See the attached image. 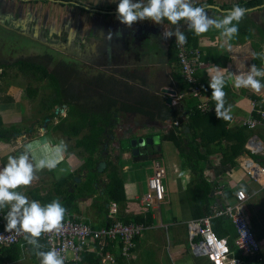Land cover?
<instances>
[{"label": "rangeland", "instance_id": "374dc122", "mask_svg": "<svg viewBox=\"0 0 264 264\" xmlns=\"http://www.w3.org/2000/svg\"><path fill=\"white\" fill-rule=\"evenodd\" d=\"M61 1L66 0L0 1V8L4 5L3 3H5L4 6L6 8L2 17L6 19L10 29L14 30L0 29V62L10 63L18 59H27L28 61L30 60L31 62L33 61L44 65L49 71H53L54 68L56 69L57 67L60 69V67H66V64H70L77 68L76 76L71 77L70 75L71 78H69V82L74 91L81 97L79 104L86 107L88 103L93 102L94 97H96V101L99 104L101 93L99 95L97 94V92H99L98 89H100L99 87L96 91L94 89L95 86L97 87V80H95V78L99 76L102 71H108L109 73L114 70L111 68V60L115 58V55H112V52L104 53V47H107L108 51H111L113 46L109 44V42H111L110 40L105 39L106 36L103 35L104 31L96 26L95 23L116 22L117 24L111 28V30H115V26L120 23L116 19L117 14L114 13L107 17L102 11H116L119 0ZM80 5L83 7L86 6L88 9H82ZM2 17L1 19L4 21L5 19ZM78 40L81 41V43H79ZM102 52L103 56L101 55ZM100 56V61H95V59ZM6 70V73L2 74L0 72V86L2 88L5 89L9 87V85L16 83L23 90H26L28 86H33L38 89L37 97L33 99L27 98V95L24 97V99L27 100L24 103L25 125H29L31 121L38 123L40 128L43 125H47L44 133H47L49 141L55 142L56 144L64 141L67 145L64 158L57 165L56 169L52 172L42 171L38 173L37 179L33 181L35 182L34 185L31 184V186L19 191L26 195L30 201L33 199V193H31L34 189L33 186L38 189L41 194L51 193L53 195L56 193L55 191L57 188H59L61 192H66L67 186L59 180V178L65 175L67 178H71L68 187L71 188L81 185L86 178V173L82 170L84 166L82 163H85V161H82L84 157L80 154V151L84 152V149L77 145V138L66 135L65 127H63L62 130L54 131V127L59 120H64V122H66V107L62 108L60 110L61 112L58 111V113H53L56 109L47 110L43 107V102L48 100L53 92L49 80L43 79L38 73L35 75L30 73L24 76L17 68ZM86 88L90 89V95L85 100L83 98V93L86 92ZM45 103L49 106L48 102L45 101ZM27 104L28 106H26ZM13 109L14 108L11 109V112ZM16 109L17 114L18 111L21 112L20 109L23 108L20 106V108L17 107ZM9 116L10 115L5 116V123ZM140 116L141 115L136 116L138 118L137 120L144 122L146 118L144 119ZM121 121L122 120L119 119V123ZM121 123H123V121ZM119 125L114 127V131H117L120 127ZM23 132L25 136L28 135V129H24ZM85 133V131L82 132L78 138H82ZM40 134L41 133H38V135ZM52 145L55 144L53 143ZM51 149L50 145L47 148L43 145L34 151V156L40 159L43 156L51 155ZM160 149V144L155 145L152 149L145 152L142 160L139 158L133 159L134 163L139 165V168L136 170V174L138 173L137 177L139 178L138 183L141 182L138 186L139 188L140 186H144V180L149 179L153 174L152 167L154 162L162 159H156L158 155H162ZM215 149L216 147L212 150L214 155L217 153ZM107 151L110 162L120 163L123 168L125 158L123 157V149L121 146L116 144L115 141H112L111 144H108ZM138 156L139 155H136L135 157ZM256 156L261 158L262 162L264 161L263 155L259 154ZM221 157L222 155L216 157L218 160L216 158V160H211V158H209L210 160L208 161L209 169H213L211 173H215V179L225 176L228 177V179H235L238 176H242L244 173L242 168L241 170L239 169V175H236L233 173V168L230 165L228 167H221L223 166L219 161ZM167 161L163 159L160 162L167 169L165 178L167 188L166 201L159 207L153 205L152 207H145L147 210L142 211L143 213L150 212L152 214L153 223L149 227L146 226V229L139 239H142L145 243L146 249L155 248L156 252H148L147 250L137 253V250L140 248L139 243H137V249L135 248L131 257L127 258L124 262L125 264H153L151 258L156 253L159 261L161 260V264H210L206 257L195 258L191 253V243L188 236L187 225L188 222L193 219L192 206L195 203V199L191 198L188 194L189 187L185 186V177L183 176L179 181L176 175L174 176L172 167L167 166ZM237 162L239 164L238 166L241 167V160ZM106 168L97 176L99 182H107ZM206 172L208 173V170L204 171V173ZM77 178L80 179L79 182H77ZM225 187L226 191L232 195L234 190L238 188L232 187L229 183H226ZM244 188L249 195L247 205L252 217L256 219L255 223L258 225V228L256 227L255 230L261 240L264 255V188L256 182L252 184L251 188L250 185L244 186ZM130 191L131 188L128 187L127 193L130 194ZM93 202L94 198H78L77 204L80 210L79 213L74 215L82 220H87L93 227L97 228L103 222V215L99 213L98 209L94 208ZM112 207L113 205L110 206L109 212H111ZM122 210L123 208L117 206V213L113 215L112 218L114 220H119L118 216L120 215H137L134 212L135 209L132 207L130 210L131 214L125 211L122 212ZM260 235H262V239ZM115 255L117 257L119 256V254ZM18 264H36V262L26 255L25 259Z\"/></svg>", "mask_w": 264, "mask_h": 264}, {"label": "crops", "instance_id": "0c3cea01", "mask_svg": "<svg viewBox=\"0 0 264 264\" xmlns=\"http://www.w3.org/2000/svg\"><path fill=\"white\" fill-rule=\"evenodd\" d=\"M241 1L246 0H192V3L193 6H196L198 4L205 5L204 7H206V11L210 17L214 19H222L224 14L227 11L231 10L229 8L232 5ZM3 4L5 5V3ZM4 5H2V7L0 8L1 17L6 10ZM84 7V9H88L86 6ZM252 10L253 11H250L248 13L251 23L242 20L241 24L243 25V27L248 26L251 29L254 38L246 39V32L241 30L238 33V36L231 41L232 48L230 51L226 50V44H224L225 38H222L220 36L221 30L212 28L208 33L199 36V48L202 51L203 57L209 58L204 61L205 65L199 70V77L204 91V100L208 102L211 111H213V107L215 108V104L211 100L212 90L209 87V72L212 71V74H214V66L225 70V72L223 73L226 79V86L224 91L227 94L225 97V106L227 107L228 105H231L230 115L232 117L230 121H226V128L228 130H236L243 127V121L249 120L254 115L255 106L256 109H262L258 106L260 104H264V89H262L260 93H254L251 89H238L233 86L235 77L241 74L246 75L250 71V67L253 65L252 60L254 58L253 53H255V50L252 43H261L259 42L260 37L258 28H264V7L253 8ZM102 12L107 17L111 14L116 13V11ZM1 17L0 29L11 30L9 24H7L6 22V19L2 17L5 19L4 21H2ZM95 24L104 31L103 35L106 36V40H109L107 38L109 32L112 33V38L110 41L113 43L109 42V44L113 46L111 48V52L112 55H115V58H118V61L112 63L111 68H118V71L123 73L122 75H120L123 83H125V85L128 86L129 89H133L132 93L129 95V98L126 96L127 98H125L124 101L128 102L129 106H131L132 104L131 109H136L137 111L145 113H135L132 116H127L126 118L121 119L123 123H121L122 121L120 123L118 121V125L120 124V129L118 128L117 131L113 130L114 135L110 140V144L112 141H115L116 144L124 147L123 157L125 158V164H123L122 168V177L125 183V192L128 199V204L125 212L131 214L130 210L132 207L133 209H135V214L138 215L142 213V211L147 210L142 204V198L143 195L147 192L148 179L144 180V186H140V188L138 187L141 183H138V173L136 174V170L139 168V165L135 164L133 159L139 158L140 160H142L144 158L145 151L141 148V153L138 157H135L136 155L133 154V150L130 147L127 148V144H130L133 139L148 138L156 135L160 136V151L162 155H158L157 157L162 159L159 160V162H161L163 159H165L166 161L168 160L167 166L172 167L174 176L176 175L179 181L184 176L185 186H188L190 183L191 171L183 170L181 168V159L176 148L171 142L164 140L165 134L169 132V130L172 129L173 124L175 125V122L178 121H174L171 117H168V115H166V113L164 112V109H162L163 103L167 104V98L169 97L163 92L165 89H171L177 92V96L173 97V104L171 107L178 108L182 103L180 102L181 99H178V96L182 94L180 93L182 88V81L179 79L181 71L177 63L176 54L171 46L172 39L176 36L172 35L171 37L165 39L163 37V33L165 31L175 32L177 28H179V30L183 33L184 31L189 29L186 22H181L179 25L173 26L165 22L157 25L151 21L146 20L133 24L131 28H128L127 26L119 23L117 26H115V30H111V28L117 24L116 22H96ZM117 33H119L120 35L117 36ZM34 41L36 42L35 39ZM121 46H124V49H122ZM101 55L103 56V52L101 53ZM98 58H101V56ZM0 63L5 65L3 68H0V72L2 74L6 73V69H15L9 67L12 62L6 63L1 61ZM262 64L264 69V60ZM19 72L24 76H27L21 71ZM262 83H264V79H262ZM28 88L36 87L28 86L26 90H23L16 83L13 85H9V87H6L5 89L0 86V131H4L5 133L4 135L0 134V167L7 163V158L9 156H18L19 154H21L23 152L24 146L27 144H31L32 146L30 159L34 156V151L39 147L45 145L46 143H48L51 148L56 145L55 142L49 141L47 133H44L46 125H43L40 128L38 123L34 121H31L29 125H25L24 123V103L27 101L24 99V97L25 95H27V98H30L27 93ZM254 97H257L258 100H255ZM20 106L23 109H20L21 112L18 111V113L16 114V108H20ZM26 106H28V104ZM12 108H14L12 110L14 114L11 112ZM6 115L10 116L9 118H7V122L5 123L4 119H6ZM137 115H141L140 117H143L144 119L146 118L144 122H142L141 120L138 121V118L136 117ZM181 117L185 118L184 115H182ZM24 129H28L27 136L24 135ZM248 131H251V135L246 144L247 150H249V146L253 145L251 143L258 142V144L263 147L262 152L259 154L264 156V129L262 127H259L254 130L248 129ZM38 133L41 134L38 135ZM53 143L55 145H52ZM105 150V158L107 161H102H105L107 164V162L110 163V160L107 156V148ZM80 152L82 157H84V159L82 158V161H86L90 157V155L85 151ZM216 152L217 156L213 154L209 157L211 158V160H218V158L216 157L222 155L221 152ZM99 155L100 152L95 154L94 157L97 158ZM241 157L242 156L237 159V161L241 160V167L238 166L233 168V173L236 175H239V171L241 170V168L243 169L242 164L244 160L246 158H252L248 155H244L242 158ZM35 159L38 160L36 157ZM113 163L121 165L120 163ZM209 168L210 167L208 163V168L206 169L208 170V173L206 172L205 175L209 178V181H217L220 186H226V183H229L232 187L244 188V186L246 187L250 185L251 188L252 184L254 183V181L247 177L245 171L242 176H238L235 179H228V177L226 176L215 179V173H211L213 172V169ZM152 169L154 170V164ZM42 171L49 170L45 169ZM62 179H66V175L62 178H59V180ZM34 184L35 182L32 183V185ZM128 187L131 188L130 194L127 193ZM33 188L34 189L31 191V193H33L32 200H34V197H45L50 194H41L40 191L34 186ZM21 189L23 190L24 188L22 187L19 190ZM8 210L9 209L6 208L1 212L3 222L5 223L6 220L4 219V217L6 216ZM137 243H139L140 245L137 253L147 250L148 252H156L155 248L146 249L147 247L142 239H139ZM137 243L135 244L134 250L138 247ZM27 255L31 257L30 254ZM157 257L158 255H156V253L152 256L151 259L153 260V264H161V260L159 261V258ZM23 260L7 264H18Z\"/></svg>", "mask_w": 264, "mask_h": 264}, {"label": "trees", "instance_id": "16d2710c", "mask_svg": "<svg viewBox=\"0 0 264 264\" xmlns=\"http://www.w3.org/2000/svg\"><path fill=\"white\" fill-rule=\"evenodd\" d=\"M211 2V1H208ZM234 5H239L248 9H253L264 5V0H246L236 3ZM232 5L229 9H231ZM196 6H205L198 4ZM225 9V8H222ZM245 21L250 22L248 14L244 17ZM167 23V21H164ZM251 23V22H250ZM239 32L245 31L247 38H254L251 29L248 26L243 27L239 24ZM259 30V42H253V48L255 53L264 52V28H258ZM187 36V44L190 48L199 49V37L194 36L191 31L186 30L183 32ZM202 52V51H201ZM208 58V57H207ZM207 58L202 57L203 61ZM177 63L178 58L176 56ZM209 59V58H208ZM264 59L253 58L252 64H255L257 68L263 69ZM5 65L0 63V68ZM10 68H17L19 71L25 75L32 73V75L40 74L43 79H47L50 82L53 93L48 100L49 106L43 102L44 109H56L57 107H62V105H67L69 107L68 117H66V122L60 120V122L54 127V131L62 130L63 127L66 128V135L77 138V145L82 147L90 157L83 163V171H86L87 175L85 180L81 185L77 187H68L71 178L60 180L67 186L66 192H61L59 188L56 189V193L53 195L50 193L45 197H34L41 203L42 206L52 202L54 199H59L63 206L67 209V215H69L74 220H82L77 218L74 214L79 213V206L77 204V199L82 198H94V208L98 209L99 213L103 215V222L97 227H109L115 221H121L126 224L128 223H140L146 226H151L153 223L152 214L150 212L140 213L138 215H120L119 220H114L110 216L109 208L112 204H116L120 208H123L122 212L126 210L128 199L125 192V183L122 177V167L121 165L114 164L113 162H107L106 177L107 182L101 183L97 180V165L100 161L106 160L105 156L101 154L95 158L94 155L104 149L106 143L109 144L111 136L114 135V123L115 114L123 115L128 111L134 113H144L137 111L136 109H131V106L124 103H120L119 100L112 98L106 93L100 95V102L93 108L84 107L78 105L76 97L70 95L66 92L63 84L60 82L59 78L51 75L48 70L35 64L34 62L18 59L9 65ZM200 74L198 73V78L200 80ZM179 79L182 81V88L180 93H186L188 90V85L184 82L183 75L180 72ZM201 82V81H200ZM202 86V84H201ZM27 93L30 98H35L38 95V89L28 88ZM202 93L203 87H202ZM258 100L257 97H254ZM182 102L178 108H173L166 103H163L164 112L168 117H171L174 121H178L179 125H174L169 132L164 136V140L171 142L176 148L180 159L181 168L183 170L191 171V179L188 185V194L191 198L195 199V203L192 206V218L200 219L207 217L211 214V209L213 206L223 207L225 200L229 202L235 201L236 191L240 188L238 187L234 190L233 195L229 194L228 191L224 192V195H217V189L219 188V183L217 181H209L204 171L207 168L209 157L213 154L212 150L221 152V165L231 166L232 168L238 167L237 159L240 156L249 155L256 159L258 162L261 158L253 155L246 148L248 139L250 138L251 131H248L246 127H241L239 129L228 130L226 128V121L223 119L219 120L215 114V108L210 113L201 112L197 109V100L191 97H184L181 99ZM257 102V101H256ZM264 110V104L258 106ZM55 113V112H53ZM145 114V113H144ZM151 114V113H150ZM184 115L185 118L181 116ZM75 119V121H74ZM65 123V124H64ZM189 132H186V129ZM86 132L82 138H78L82 132ZM64 133V132H63ZM0 134L4 135V131H0ZM130 144L127 145V148ZM154 146H145L142 149L146 152L152 149ZM124 149L123 146H121ZM126 149V148H125ZM158 159V157L156 158ZM262 162V161H261ZM260 162V163H261ZM264 165V161L261 163ZM74 179V178H73ZM248 203V201H247ZM246 203V208L249 213V217L256 233L255 228L258 225L255 223V218L249 210ZM3 211V210H2ZM0 211V229L6 226L3 222V217ZM3 222V223H2ZM84 222L90 224L87 220ZM212 229L220 237H228L231 250L233 252V257H237L240 260V264H262L258 261V256L254 257H244L235 247L234 241L237 237V232L235 226L231 220L225 217H214L211 220ZM254 224V225H253ZM257 238L259 239L257 233ZM262 239V235H260ZM139 237L134 240L135 244L138 242ZM260 240V239H259ZM261 241V240H260ZM198 242V240H196ZM39 244L41 251H47L45 249V241L42 236L39 238ZM98 248V245H95ZM134 250V249H133ZM36 249H33L31 245H28L24 240L17 245H12L9 247H4L0 249V264L14 263L23 260L27 254H30L36 264H39L38 258L35 256ZM105 253L112 252L114 254H119L117 264H125L126 257L120 255L121 245L118 243H110L106 246ZM264 257V256H263ZM79 264H102V258L94 251H85L82 253V260Z\"/></svg>", "mask_w": 264, "mask_h": 264}, {"label": "clouds", "instance_id": "9594fccd", "mask_svg": "<svg viewBox=\"0 0 264 264\" xmlns=\"http://www.w3.org/2000/svg\"><path fill=\"white\" fill-rule=\"evenodd\" d=\"M210 7V6H207ZM252 9L234 5L227 11L222 19L210 17L204 6H193L192 0H119L116 9V19L123 25L131 28L133 24L142 21H151L154 24H161L167 21L169 25H179L186 22L189 31L194 36H202L215 28L220 31V36L225 38L226 50L232 48L231 41L238 36L239 24ZM117 36L120 34L117 33ZM176 36L178 46L187 43V36L179 28L173 31H165V39ZM109 40L112 33L109 32ZM254 58L264 59V52L253 53ZM209 72V87L212 90L211 100L215 104L217 119L230 121L232 119L231 105H226V79L223 73L225 70L213 67ZM264 69H259L255 64L245 75H237L234 79L235 88L251 89L254 93H260L264 89ZM46 143L44 147H48ZM67 145L64 141L56 144L51 149V155L43 156L36 160L33 156L30 159L32 146L27 144L21 154L9 156L7 163L0 167V211L9 209L4 219L6 220L5 232L22 236L23 240L36 249L35 256L39 264H65V258L56 249L47 251L39 250V238L42 234H59L63 228V222L67 209L59 199L42 206L37 200L30 201L19 189L31 186L37 179V173L42 170L52 171L64 158ZM245 189L242 187L237 195H241ZM5 239L0 236V240Z\"/></svg>", "mask_w": 264, "mask_h": 264}, {"label": "built area", "instance_id": "2783aa9c", "mask_svg": "<svg viewBox=\"0 0 264 264\" xmlns=\"http://www.w3.org/2000/svg\"><path fill=\"white\" fill-rule=\"evenodd\" d=\"M174 47L181 74L184 82L188 85L187 92L180 95L178 99L194 98L197 100V109L204 113L211 112L208 102L204 100L201 82L198 78L199 70L205 65L201 50L190 48L187 43L178 46L176 37ZM175 125L178 126L179 122H175ZM242 125L250 130L259 127L264 129V110L256 109L255 106L254 115L249 120L243 121ZM251 144L249 150L252 153L262 152L263 147L258 142ZM242 167L247 177L264 188L263 164L253 158H246ZM166 174V168L159 161L154 162L153 174L147 181V192L142 198L143 206L156 205L159 207L166 201ZM241 188L236 191L234 202L225 200L223 207L213 206L209 216L192 219L188 222L190 250L193 256L206 257L210 264H240V260L233 257L229 238L218 236L212 229V218L225 217L231 220L235 226L237 237L234 244L241 255L244 257L258 256V261L264 263L261 241L256 236L246 208L249 195L246 190L241 195H237ZM225 191V186H220L216 194L223 196ZM116 213L117 205L113 204L110 216L112 217ZM145 229L144 224H126L121 221H115L109 227L96 228L84 220H74L67 215L59 234H42V238L46 244L45 249H56L64 256L65 264H79L82 260V253L85 251L96 252L102 258V264H117L118 257L114 253L104 252L106 246L110 243H118L121 245L120 255L130 258L135 247L134 240L141 237ZM0 236L5 237L0 240V249L20 244L23 241L22 236L5 232V227L0 229ZM95 245H98V248Z\"/></svg>", "mask_w": 264, "mask_h": 264}, {"label": "flooded vegetation", "instance_id": "af4514ba", "mask_svg": "<svg viewBox=\"0 0 264 264\" xmlns=\"http://www.w3.org/2000/svg\"><path fill=\"white\" fill-rule=\"evenodd\" d=\"M70 0H66V1H61V2H69ZM82 9H84L85 7H83L82 5H80ZM95 10V9H94ZM174 39L175 37L172 39V42H171V46L176 54V50H175V47H174ZM83 41V40H82ZM79 43H81V41L78 40ZM121 45V44H120ZM122 49H124V46H121ZM24 60H27V59H24ZM30 61V60H29ZM95 61H100L99 58H96ZM111 64L114 63V62H117L118 61V58H114L113 60H111ZM33 62V61H32ZM35 64H38L40 66H43L45 67L44 65H41L40 63H36L34 62ZM69 64V63H68ZM47 69V68H46ZM114 70H112L111 72L108 73V71H102V73L97 76L95 78V80H97V87L95 86V91L96 89L99 87L100 89H98L99 92H97V94L99 95L100 93H106L107 95H110L112 98L116 99L117 101L119 100L120 103H124L126 105H129L128 102H125V98H129V95L132 93V90L133 89H129L128 86L125 85V83H123V81L121 80L120 78V75H122L123 73L122 72H119L118 71V68H113ZM48 70V69H47ZM77 68H75L74 66L72 65H67L66 64V67H57L56 69L54 68L53 71H49L48 72L55 76L56 78H59L60 82L63 84V87L66 89V92L70 95H73L76 97V100H77V103L78 105H80V100H81V97L74 91V89L72 88V86L70 85V82H69V78L71 77H75L77 72H76ZM105 72V73H104ZM107 72V73H106ZM71 75V77H70ZM90 92V89L89 88H86V92L83 93V98L86 100L88 98V96L90 95L89 94ZM53 93V92H52ZM94 95V94H93ZM95 95H96V92H95ZM94 95V96H95ZM127 96V97H126ZM93 105V108L95 109L96 105H97V101H96V97H94L93 99V102H90L88 103V105L86 107H90ZM132 106V104H131ZM66 107V117H68V110H69V107H67V105H62V107H57L56 110H55V113H58V111H60L62 108ZM85 106H83L84 108ZM63 111V110H62ZM61 112V111H60ZM135 113L132 112V111H128L126 112L125 114L123 115H120V114H115V119L113 120L112 124L114 123V126H118V121L119 119H123V118H126L127 116H132L134 115ZM128 119V118H127ZM47 121V120H46ZM48 122V121H47ZM60 122V120L57 122V124ZM47 126V125H46ZM114 130V129H113ZM112 138V136H111ZM111 140V139H110ZM107 146H108V143H106ZM106 144L104 145V149H102V151H100V154L102 156H105L106 155ZM109 144H110V141H109ZM100 163V162H99ZM98 163V165H99ZM97 165V167H98ZM86 173V171H84ZM99 174V173H98ZM76 180V179H75ZM103 183V182H101Z\"/></svg>", "mask_w": 264, "mask_h": 264}, {"label": "water", "instance_id": "95a60500", "mask_svg": "<svg viewBox=\"0 0 264 264\" xmlns=\"http://www.w3.org/2000/svg\"><path fill=\"white\" fill-rule=\"evenodd\" d=\"M259 7H264V5L259 6ZM258 8V7H256ZM104 53H111V51H108L107 47H104ZM165 94H167L169 97L167 98V105L172 106L173 102V97L177 96V92L171 89H165L163 91ZM182 95V94H181ZM179 97V96H178ZM186 132H189V129H186ZM161 142L160 136H153V137H148V138H139V139H133L130 142V148L133 150L134 155H139L141 152V148L145 146H155L159 145ZM107 146V144H106ZM106 162L101 161L97 167L98 173H102L104 169L106 168ZM80 179L77 178V182H79Z\"/></svg>", "mask_w": 264, "mask_h": 264}]
</instances>
